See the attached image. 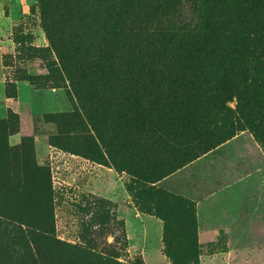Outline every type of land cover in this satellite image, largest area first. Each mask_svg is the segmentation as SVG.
<instances>
[{"label": "trees", "instance_id": "trees-1", "mask_svg": "<svg viewBox=\"0 0 264 264\" xmlns=\"http://www.w3.org/2000/svg\"><path fill=\"white\" fill-rule=\"evenodd\" d=\"M39 2L61 65H50L48 81L53 82L48 84H70L77 100L74 111L59 118L94 128L108 153L121 158L118 167L136 173L142 182L145 176L160 181L246 129L264 150L260 126H252L254 120L263 123L255 114L264 92L255 85L260 83L248 80L247 40L215 34L228 20L223 12L214 9L208 15L210 8L204 10L197 0ZM233 99L238 113L227 107ZM15 117L9 123L0 120V162L16 154L9 146ZM201 132L211 136L202 138ZM22 142L31 181L24 179L17 188L10 182L15 195L0 197V264H122L117 261L121 253L99 248L97 234L86 246L55 237L49 170L44 165L36 170L34 144L28 138ZM123 151L130 152L129 160ZM1 163L4 180L10 175L1 173ZM159 193L165 198L164 191ZM173 200L174 224L168 209L157 211L169 254L180 233L198 231L195 204L183 197Z\"/></svg>", "mask_w": 264, "mask_h": 264}, {"label": "rangeland", "instance_id": "rangeland-1", "mask_svg": "<svg viewBox=\"0 0 264 264\" xmlns=\"http://www.w3.org/2000/svg\"><path fill=\"white\" fill-rule=\"evenodd\" d=\"M197 2L204 10L210 8L208 15L215 9L228 18L219 26L221 32L215 34L247 40L249 53L244 58L248 80L260 83L255 85L264 92V0ZM0 20L8 21L7 25L0 24V120L9 123V118L18 117L9 140V146L17 149L16 154L5 155L0 162L1 173L10 175L4 180L0 178L2 199L15 195L10 182L17 188L24 179L31 181L24 155L27 146L22 144V139L28 138L36 149V170L44 165L50 173L48 184L58 240L86 246L92 243L90 236L97 234L99 248L121 253L117 261L122 264H264V244L248 242L237 253L230 247L227 233L199 230L196 234L180 233V240L172 242L169 254L163 239L164 225L157 214L162 208L168 209V219L171 217L173 224L177 220L172 213L176 195L163 185L169 176L160 181L145 176V181H140L136 173L118 167L121 158L108 153L94 128L85 123L75 127L68 122L66 117L74 111L77 100L69 90L70 84H48L53 82L48 81L52 78L50 65L55 62L60 69L61 65L43 26L39 0H0ZM44 50L49 52L47 57ZM29 80L38 84L31 87ZM256 102L259 109L255 117L263 123L254 120L252 126H260L264 139V94ZM227 107L238 113L236 99ZM60 115H65V119H60ZM240 123L237 114L235 126ZM242 134L251 136L264 154L261 142L255 140L249 129L238 131L235 137L207 154ZM209 136L207 132L200 135L205 139ZM215 142L219 144L221 140ZM123 154L125 160L130 159V152ZM6 168L14 173H8ZM159 191L165 192V198Z\"/></svg>", "mask_w": 264, "mask_h": 264}, {"label": "crops", "instance_id": "crops-1", "mask_svg": "<svg viewBox=\"0 0 264 264\" xmlns=\"http://www.w3.org/2000/svg\"><path fill=\"white\" fill-rule=\"evenodd\" d=\"M163 185L195 204L199 232L227 233L237 253L248 242L264 244V154L251 136H237Z\"/></svg>", "mask_w": 264, "mask_h": 264}]
</instances>
